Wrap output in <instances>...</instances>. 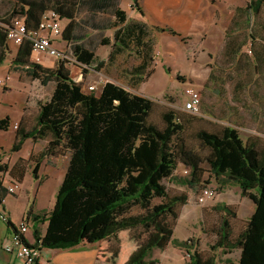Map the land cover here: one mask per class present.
<instances>
[{
    "label": "trees",
    "instance_id": "1",
    "mask_svg": "<svg viewBox=\"0 0 264 264\" xmlns=\"http://www.w3.org/2000/svg\"><path fill=\"white\" fill-rule=\"evenodd\" d=\"M118 1L56 0V4L50 5L49 0H17L9 17L0 19V68L5 64L11 45L7 34L12 20L25 18L27 30L37 31L47 11L68 20L61 41L69 45L66 51L79 64L58 60L55 68H45L30 62V41L14 46L12 67L24 71L42 86L53 83L54 90L46 102H39L36 124L31 130L24 122L18 125L12 151H20L28 139L48 140L40 155L42 159L69 155L54 207L39 215L33 214L32 207L27 212L28 223L27 218L33 216L35 242L32 247L40 253L43 249H72L114 237L122 229L145 225L152 226L153 231L135 264H153L144 261L145 257L154 249H167L171 243L187 252L190 257L187 264H218L214 254L204 256L198 249L191 253L189 248L195 245L192 240L172 241L180 207L186 205L188 197H168L163 183L173 177L181 164L190 169L188 185L199 193L207 188L200 187L204 174L202 165L206 163L210 177L224 186H239L243 196L255 205L253 215L237 235L232 233L228 218H222L216 234L218 240L212 249L224 253L239 250V264H264V149L260 150L255 143H245L237 129L226 126L218 132L200 130L196 133L200 147L208 151L203 157L182 137L185 116L167 111L162 115L164 126L159 127L150 121L152 100L113 82H106L98 94L96 90L86 93L83 82H76L72 76L69 66L76 65L83 72L98 62L95 52L82 45L84 36L75 34L80 6L89 7L92 16L107 15L108 8L114 7V22L97 24L96 29L115 30L112 42L108 38L101 41L102 46L112 47L108 57L111 63L117 55L130 51L138 56L140 63L127 71L133 88H138L154 72L151 32L160 30L179 35L170 28H150L130 19L124 10L116 8ZM262 6L264 0L251 1L239 13L259 14ZM247 18L250 21V17ZM230 50L233 49L227 52H232ZM98 64L103 67L104 61ZM0 128L3 127L0 125ZM23 166L26 168L25 164ZM38 169L39 162L35 174ZM3 171H10L7 164ZM9 176L22 181V177L16 179L11 173ZM206 184L211 182L206 181ZM155 199L162 202L151 208ZM135 207L144 209L146 214L127 216ZM223 212L236 218L235 212L226 207ZM43 223H47L44 234L40 228Z\"/></svg>",
    "mask_w": 264,
    "mask_h": 264
},
{
    "label": "rangeland",
    "instance_id": "2",
    "mask_svg": "<svg viewBox=\"0 0 264 264\" xmlns=\"http://www.w3.org/2000/svg\"><path fill=\"white\" fill-rule=\"evenodd\" d=\"M16 1L0 0V19L9 17ZM49 4H56V0H49ZM116 8L125 10L128 16L133 9L128 5L120 7L118 4ZM113 9L114 7L108 8L107 15L96 16L91 15L89 7L80 6L77 9L79 27L75 34L84 36L82 45L95 52L98 62L104 61L103 67H99L97 62L90 69L81 71L83 79L80 82H83V90L86 93H88V86L95 85L97 88L95 93L98 94L106 81L114 80L121 82L129 92L137 94L139 90L132 87L133 82L127 71L140 63L138 56L130 51L127 54L117 55L115 61L111 63L108 57L112 47L102 46L101 41L108 38L112 42L115 30L96 29L97 24L110 25L114 22ZM247 17H250V21ZM67 21V19L62 21L64 28L68 24ZM206 26L211 33L206 32L201 35V39L197 40L196 44L188 38H177L171 35L169 36L173 37L174 41L166 44L161 39L158 42L159 30L151 32L154 43L153 66H156V72L151 80L141 86L142 94L151 96L150 100L154 103L150 121L163 127L162 115L165 112L174 111L178 116H185V131L182 137L190 148L198 151L203 157L208 154V151L200 147L196 133L200 130L218 132L226 126L237 129L245 143H255L260 150L264 149V6L261 7L259 14L238 13L233 22H219L217 26L214 23H208ZM211 34L215 35V38L208 40ZM208 41L210 42L205 49ZM54 46L61 52L67 50L66 43L63 41H58ZM230 48L235 51L230 50L232 52L228 53ZM14 56L15 47L10 45L3 69H0V79L5 81L3 85H0V125L3 127L0 128V156L8 157L2 160L7 165L10 159V163L20 157L28 159L32 147V142L28 141L22 145L20 151H12L15 140L13 125H19L15 122H19L23 117L25 127L31 130L36 124L39 102H45L54 87V84L50 83L42 88L24 71L12 67L11 61ZM57 62V59L48 57L43 65L45 68H55ZM69 67L72 76L79 78V69ZM161 67L166 74L169 73L168 76L163 75ZM188 88L201 94V113L198 116L183 111V103L186 100L184 93ZM43 144L44 142L40 141L37 149L42 148ZM66 167L60 159L58 167L50 174L46 185L42 187L41 191L45 194L40 195V204L44 209L54 207ZM202 167L204 174L200 187L207 186L215 193V196L207 200L205 204L198 203L197 189L188 185L190 169L185 166L179 164L173 177L163 181L168 197L180 195L188 197L186 205L180 207V217L172 241L192 240L195 245L189 248L191 253L198 249L204 256L214 254L217 259L218 257L221 259L225 253L220 249H212V246L218 240L216 234H218V226L222 218H228L232 233L237 235L243 231L246 221L253 215L255 205L248 197L243 196L239 186H224L214 177H210L206 163H203ZM185 169H188L189 174L184 173ZM32 174V171L28 169L25 181L19 183L20 189H26L31 184L32 193H35L37 187ZM206 181L211 184L207 185ZM214 201L222 203L216 204ZM161 202V199H155L151 208ZM223 207L235 212L236 218L229 214L225 215ZM145 214L144 209L135 207L127 216L142 217ZM202 224H206L207 237L203 240V247L201 244L197 248V236L201 234L200 225ZM152 231V226L145 225L120 230L118 239H112L115 247L113 243H110L112 247H108L109 245L104 247L106 254L114 259L110 264H135L142 255ZM230 256L235 259L236 254ZM189 260L187 252L175 247L173 243L165 250L154 249L144 259L153 264H187Z\"/></svg>",
    "mask_w": 264,
    "mask_h": 264
},
{
    "label": "crops",
    "instance_id": "3",
    "mask_svg": "<svg viewBox=\"0 0 264 264\" xmlns=\"http://www.w3.org/2000/svg\"><path fill=\"white\" fill-rule=\"evenodd\" d=\"M251 1L256 0H119L118 5L120 7H123V5L132 7L134 5V7H132L133 9H131L130 16H128L130 19L143 22L150 28L173 29L179 34L178 36L174 37H185L188 38V40L191 42L194 41L193 44H196L197 40L201 39V35H204V33L206 32L211 33L206 26L208 23H214L217 26L219 22H233L234 17L240 12L239 10L245 9ZM169 35L170 34L168 32H161L159 30V32L157 33V41L160 42L162 39L166 44H168L169 41H174L173 37H171L173 35ZM212 35L213 34H211V37L209 36L208 40H210L211 38H215V35ZM209 42L210 41L205 44V49ZM42 66L44 67L43 64ZM153 67H155L154 72L145 82L139 85V87L137 88V90H139V93H137L136 95L151 99V96L142 94L143 92L141 91V86L151 80L155 75L156 66L154 65ZM161 68L163 71V75L165 77L168 76L169 73L167 72V70L166 74L164 68ZM0 69H3V67H1ZM33 82L39 83L42 88L46 87L42 86L38 81ZM110 82L123 86V84L118 81L112 80ZM53 90L54 87H52L49 98L51 97ZM49 98H47L46 101ZM185 99H187L186 96ZM22 122L23 117H21L19 122L15 123L20 124ZM14 125L13 131L15 132L16 140V129L14 128ZM5 136L6 135H4V137ZM28 141L32 142V147L30 149L28 159L20 157L14 160L12 163H10V159L8 165L10 170L9 173H11L12 176L16 177V179L22 177V181H20L21 183H23L27 177V170L30 169L33 173V177L35 178L34 183L35 187L37 188L35 189V193H32L31 184H29L26 189H21L16 194H6L5 192H3L4 208L9 217L10 224L0 220V264H26L24 261L18 259L14 253H7L3 249V247L12 237L14 226L19 224L22 220L26 219L27 212L31 207L33 209L34 215H39L45 211H49L52 209H44L40 204V195L45 194V192L41 191L42 187L46 185V182L50 178V174H52L54 169L58 167L60 159H62L66 166H68L69 163L68 154L65 156L51 157L46 159H42L40 157L41 153L48 143V140L34 141L32 139H28L24 143ZM40 141H43L44 144L42 148L37 149V145L40 144ZM6 159H8L7 156H0V160ZM20 161H22V163L19 164ZM38 162L39 169L37 174H35L34 170L36 165H38ZM24 164L26 165V168L23 169ZM214 203L220 204L222 202L214 201ZM27 220L29 221V231L26 234L25 239L28 244L32 245L35 242L33 236V216L27 218ZM40 228L41 232L44 234L47 229V223L41 224ZM218 230L220 231V225L218 226ZM200 231L201 234L197 236V248L198 245L201 246L202 244V247L204 245L203 240L207 237V233H205L206 224L200 225ZM119 234L120 231L114 237L108 238L95 244H81L72 249H43L41 250V256L39 260L34 264H110V262L114 259L113 257H110L106 254V252L104 251V247H107V245H109L108 247H112V244L110 243H113V247H115V243L112 242V239H118ZM234 253L236 254V257L235 259H232L230 255ZM239 259L240 251L235 250L230 253H225V256L221 259H219L218 257L217 262L218 264H239Z\"/></svg>",
    "mask_w": 264,
    "mask_h": 264
},
{
    "label": "built area",
    "instance_id": "4",
    "mask_svg": "<svg viewBox=\"0 0 264 264\" xmlns=\"http://www.w3.org/2000/svg\"><path fill=\"white\" fill-rule=\"evenodd\" d=\"M62 19L53 11L45 12L40 20L37 31L27 30L25 18H14L9 27L7 39L13 46H19L25 40L31 43V56L30 62L32 64L42 65L44 60L48 57L55 58L57 60H67L75 63V59L66 51H59L55 48L54 44L61 41V37L64 32L62 25ZM67 49L69 45L66 44ZM77 65V64H76ZM74 66L77 68V66ZM79 78H74L76 82H80L83 79L81 70L79 69ZM4 80L0 79V85L4 84ZM97 88L95 85L88 86V92H93ZM187 99L183 103V111L187 114L198 116L201 113V94L188 88L185 91ZM18 124L14 125L17 130ZM6 163L0 160V220L9 223V217L4 208V198L2 197V191L6 194H16L20 189V183L9 176V172H4L3 167ZM185 174H189L188 169L184 170ZM215 196V193L210 188L201 189L197 201L199 204H205V202ZM10 224V223H9ZM29 231V223L26 219L22 220L19 225L14 226V232L7 244L3 249L7 253L15 254L16 257L26 264H34L41 256L38 249L32 247V245L25 243L26 234ZM160 264V263H155Z\"/></svg>",
    "mask_w": 264,
    "mask_h": 264
}]
</instances>
